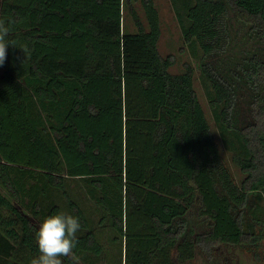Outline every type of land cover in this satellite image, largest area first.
<instances>
[{
  "label": "trees",
  "instance_id": "16d2710c",
  "mask_svg": "<svg viewBox=\"0 0 264 264\" xmlns=\"http://www.w3.org/2000/svg\"><path fill=\"white\" fill-rule=\"evenodd\" d=\"M173 3L245 178L237 182L213 137L193 66L174 75L161 56L155 0H0L17 47L0 66V187L11 199L0 191L11 214L0 215V264H11L15 242L39 255L38 227L13 201L42 222L63 212L42 207L51 189L79 218L74 254L102 256L107 232L119 253L109 264H187L198 249L211 257L223 244L263 242L264 0ZM126 13L137 32L125 31ZM71 182L84 184L97 223Z\"/></svg>",
  "mask_w": 264,
  "mask_h": 264
},
{
  "label": "rangeland",
  "instance_id": "374dc122",
  "mask_svg": "<svg viewBox=\"0 0 264 264\" xmlns=\"http://www.w3.org/2000/svg\"><path fill=\"white\" fill-rule=\"evenodd\" d=\"M161 19L162 35L159 41V52L163 58L170 57L173 61V65L170 68V73L177 75L182 74L185 71V65H192L195 71L194 88L198 95L199 101L203 106L206 116L210 122L212 133L215 141L219 144L222 154L227 159L228 165L237 180L241 182L245 176L242 174L240 168L236 166L232 161V152L226 148L222 135L215 122L210 104L209 96L206 89L205 79L201 73V60L203 53L200 48L192 49L189 44L186 43L183 35V26L180 24L179 17L182 16L181 12L175 8L174 0H155ZM139 13L142 15L143 21L145 17L140 6ZM186 25L187 19H184ZM124 27L126 32H137V28L129 13H126ZM232 143L235 144L236 151L241 150L239 142L235 138H231ZM234 152V153H235ZM241 154V153H240ZM0 191L4 193L6 197L10 199L8 193L0 187ZM67 192L71 195L74 201H78L85 209L88 215H90L95 223L99 221L98 212H96L95 202L88 196L87 189L82 182H71L67 189ZM47 193V194H46ZM47 196L40 195V203L43 208L48 207L49 204H58L63 212L71 214L68 203L65 199L64 193L55 189H51L45 192ZM11 200V199H10ZM30 198L27 197L26 202H29ZM14 205L25 215H27L32 222L39 228L41 218L33 215L32 211L23 207L20 203L13 201ZM256 204L261 215V219L264 223V197L257 198ZM0 215L5 218H10L11 214L4 208L0 207ZM72 215V214H71ZM108 233L104 232L102 240L105 243V253L97 257L90 253H83L75 255V260L67 257L62 258L64 264H109L113 262V256L119 257V253L114 249H110V245L107 242ZM15 251L10 259L11 264H29L32 258L37 257L36 254L29 251L21 242H15ZM187 264H264V240L259 246L243 247L235 245H220L216 248L211 257H208L200 249L196 251L195 257Z\"/></svg>",
  "mask_w": 264,
  "mask_h": 264
},
{
  "label": "clouds",
  "instance_id": "9594fccd",
  "mask_svg": "<svg viewBox=\"0 0 264 264\" xmlns=\"http://www.w3.org/2000/svg\"><path fill=\"white\" fill-rule=\"evenodd\" d=\"M12 23L0 20V66H3L7 58L8 46L16 47L15 41L8 39ZM19 49L25 59L27 48ZM80 228L78 217L62 211L44 218L35 232L39 255L32 258L29 264H64L62 258L65 257L75 260L73 250L78 244L77 232Z\"/></svg>",
  "mask_w": 264,
  "mask_h": 264
}]
</instances>
